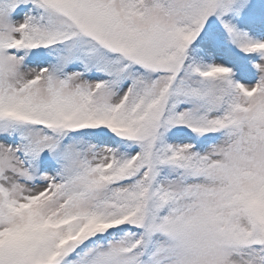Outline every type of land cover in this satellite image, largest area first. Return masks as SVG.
Returning a JSON list of instances; mask_svg holds the SVG:
<instances>
[{
	"label": "snow or ice",
	"instance_id": "snow-or-ice-1",
	"mask_svg": "<svg viewBox=\"0 0 264 264\" xmlns=\"http://www.w3.org/2000/svg\"><path fill=\"white\" fill-rule=\"evenodd\" d=\"M0 264H264V0H0Z\"/></svg>",
	"mask_w": 264,
	"mask_h": 264
}]
</instances>
